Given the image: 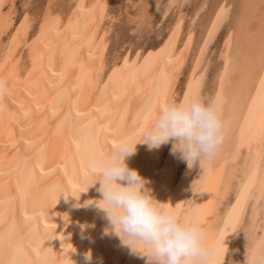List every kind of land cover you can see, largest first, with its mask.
<instances>
[{
  "label": "bare ground",
  "instance_id": "bare-ground-1",
  "mask_svg": "<svg viewBox=\"0 0 264 264\" xmlns=\"http://www.w3.org/2000/svg\"><path fill=\"white\" fill-rule=\"evenodd\" d=\"M110 1L96 0L87 11V0H77L66 19L47 9L30 53V68L24 67L23 54L35 20L23 17L14 24L16 0H0V40L6 34L10 38L0 57V264H84L89 250L91 264H146V258L130 254L118 238L105 235L104 214L88 203L100 198L99 184L91 187L94 170L89 163L127 137L140 142L143 128L175 102L192 43L177 56L184 30L179 17L155 62L137 75L123 66L117 79L104 83L105 47L98 35ZM182 2L169 0L165 17ZM231 13L232 3L216 13L180 102L201 98L210 71L205 60ZM248 24L244 30H249ZM234 37L230 30L223 43L211 99L225 124L224 142L202 175L206 183L196 200L189 204L187 194L202 169L198 164L188 169L171 155V143L155 150L138 144L126 161L148 181L146 187L156 200L168 207L180 204L173 209L180 217L191 209L186 221L203 226L207 244L216 249V264L225 263L248 206L260 199L264 185V49L251 63L248 43ZM253 207L246 233L251 241L242 264L247 259L255 264L257 258L258 209Z\"/></svg>",
  "mask_w": 264,
  "mask_h": 264
},
{
  "label": "rangeland",
  "instance_id": "rangeland-1",
  "mask_svg": "<svg viewBox=\"0 0 264 264\" xmlns=\"http://www.w3.org/2000/svg\"><path fill=\"white\" fill-rule=\"evenodd\" d=\"M80 1L84 3L86 0ZM167 1L169 2V0L110 1L107 10L108 16L106 15L107 18L104 20V24L101 29L102 31L100 30L101 34L98 35V43H104L105 47V65L107 66L105 67L104 71V83L117 79L119 76L118 74H120L122 71L121 69L124 67L132 69L134 75H137L138 71H140L144 65H148L149 62V64L155 62L166 40L169 38L170 31L176 20L179 19V17H182L184 30L182 31V37L180 38L178 44L179 49H177V56L182 53L183 48L185 49L189 43H192V47L189 54V60L182 72L178 87L173 95V98L176 99H173V101L175 100L174 103L180 102L188 82V73H190L189 71L192 68V64H195L200 54L202 49L201 46L209 26L214 20L216 13L228 3H232L231 17L211 45L204 63V65H206L210 71H208L207 74L206 84L203 88L201 99L207 102L211 100L212 96L214 95V82L217 72L222 65L221 53L222 49H224L223 43L226 40L230 30L234 33L235 39H240L242 37L246 44L248 43L246 46L247 51L251 55L253 54L250 59L251 63H254L255 60L257 61V59H260L259 55H262L260 54V51L264 49V0H208L206 9L201 12L199 16V11L206 0H181L183 1V4H177L178 6L175 5L173 9H171L170 13L165 17L166 8L169 4ZM15 3L14 10L11 11L16 15H13L14 17L12 16L14 24H19L23 17L30 18L31 16L30 20L32 22L35 20L33 23L34 28L32 30V34H30L28 44L23 54V57L25 58V62L23 63L24 67L30 66L31 68L30 53L37 42V33L39 30L38 27H40V23L42 22L41 19L46 14L47 9L51 10L54 15L57 13V15L59 14L63 19H66L67 16L72 12L70 10H73L72 6H75L77 0H16ZM95 3L96 0H87V2L84 3L86 5L84 7L87 8V11H90L95 6ZM8 8L9 7H5L4 12H8ZM181 11L183 12L181 13ZM243 24L244 26H247V24L250 25L249 30L247 28L244 30ZM9 40L10 38L8 37V34H6V36L3 35L1 38L0 57L3 53L1 51L6 49L5 46L8 44ZM151 57L154 59L152 60ZM255 57L257 58L255 59ZM105 78L106 80H104ZM212 162L207 165L204 170H200V172L197 173L195 180L189 188L187 194L188 200L190 201L189 204L194 202L198 195L202 193L201 191L204 189L206 183L204 180H202V175L206 169L211 167ZM261 191L262 192L260 193L259 197L260 199H253L250 202L248 206L249 208L247 209L249 213L246 212L247 215L245 214V218L243 219V222L236 233L237 236H235L232 243L230 244L224 264H242L244 258V249L251 241L248 240L250 239V235H246V233H248L249 227L251 226L250 219L253 214L252 211H254V209L252 210L253 206L258 209V220L256 219V230H254V233H256L254 234L256 235L254 236V241L256 240L255 256L257 257L255 258V264L261 263V260L264 257V244L262 243V239L264 237V185ZM233 199L234 195L232 194L227 200V205L232 202ZM186 212L189 214L191 209L188 207V209L184 211L185 214L183 213L184 215L182 214L181 217L183 220L187 219L188 214ZM247 228L248 230H246Z\"/></svg>",
  "mask_w": 264,
  "mask_h": 264
},
{
  "label": "clouds",
  "instance_id": "clouds-1",
  "mask_svg": "<svg viewBox=\"0 0 264 264\" xmlns=\"http://www.w3.org/2000/svg\"><path fill=\"white\" fill-rule=\"evenodd\" d=\"M224 131L215 100L185 98L160 110L143 128L140 142L127 137L106 156L90 161L91 187L99 184L100 198L88 203L104 214L105 235L118 238L130 254L146 258V264H216V249L207 244L203 226L183 220L173 210L180 204L168 207L156 200L146 187L148 181L126 161L138 144L155 150L171 143L170 154L188 169L198 164L204 170L218 155ZM83 259L91 264V250Z\"/></svg>",
  "mask_w": 264,
  "mask_h": 264
}]
</instances>
